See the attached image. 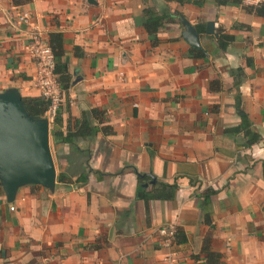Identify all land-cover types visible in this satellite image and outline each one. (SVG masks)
<instances>
[{
	"label": "crops",
	"instance_id": "obj_1",
	"mask_svg": "<svg viewBox=\"0 0 264 264\" xmlns=\"http://www.w3.org/2000/svg\"><path fill=\"white\" fill-rule=\"evenodd\" d=\"M215 1L0 0V91L41 95L33 27L47 41L60 33L61 130L83 119L97 128L72 143L50 133L53 192L25 185L7 202L0 186V264H264V16L243 7L253 0ZM148 4L213 21L233 40L220 50L204 30L196 58L180 23L167 22L152 46ZM244 115L255 142L232 129ZM167 225L176 236L163 247Z\"/></svg>",
	"mask_w": 264,
	"mask_h": 264
},
{
	"label": "water",
	"instance_id": "obj_2",
	"mask_svg": "<svg viewBox=\"0 0 264 264\" xmlns=\"http://www.w3.org/2000/svg\"><path fill=\"white\" fill-rule=\"evenodd\" d=\"M182 38L193 48H202L195 26L180 18ZM206 34L214 31L207 21ZM40 185L53 192L56 168L50 149V123L47 117L32 116L17 87L0 91V186L7 202H13L19 188Z\"/></svg>",
	"mask_w": 264,
	"mask_h": 264
},
{
	"label": "trees",
	"instance_id": "obj_3",
	"mask_svg": "<svg viewBox=\"0 0 264 264\" xmlns=\"http://www.w3.org/2000/svg\"><path fill=\"white\" fill-rule=\"evenodd\" d=\"M148 0H144L147 2ZM167 2H175L178 4L184 3H192L195 5H202L205 0H164ZM236 3V4H243V0H216V5H224L227 3ZM243 7L250 13H253L258 16H264V0H261L257 4L244 6ZM143 19H142V26L146 30L148 37L150 38V43L152 46H156L158 44V37L157 32L161 26H163L167 22H178L180 23V18L184 17V15L180 11H173L170 12L166 5H163L160 8H156L154 5H146L143 10ZM198 33H201L205 30L204 22L198 23L194 25ZM218 36L216 38V44L220 50H225L228 44L233 40V36L230 34H226L223 32L221 28H218ZM48 43L51 46L54 60H55V69L54 75L60 90L67 89L69 86V74L67 71L66 62H64V48H63V38L60 33H50L48 36ZM193 53V56L196 58H204L206 56V51L203 49L197 48H190ZM234 78V86L240 84L243 81V78L239 76L241 74V68H236L231 71ZM218 80L215 79L214 82ZM23 103L27 109V111L32 116L43 117L45 116L46 110L49 106L50 100L44 97L43 95L38 96H31V97H23ZM60 105V103H59ZM59 105L56 110V114L52 121V128H51V136L52 140L56 142H64V143H72L76 137L86 136V135H95L97 132L96 127H92L89 122L85 119L79 120V125L77 126L75 131H67L63 132L61 130L62 118L61 113L59 111ZM92 115L95 118L100 119L102 116V110L99 109H92ZM235 131H243L244 136L247 138V143L255 142L259 139V135L257 132H254L250 129V123L247 117L244 115L242 117V122L232 128ZM103 131L111 132V128L103 129ZM139 175V174H138ZM63 174L58 176L59 181H63ZM85 177H82V181ZM176 236V233H175ZM210 255H215L212 252H208ZM218 255V254H216ZM219 257V255H218ZM211 258V257H210Z\"/></svg>",
	"mask_w": 264,
	"mask_h": 264
},
{
	"label": "built area",
	"instance_id": "obj_4",
	"mask_svg": "<svg viewBox=\"0 0 264 264\" xmlns=\"http://www.w3.org/2000/svg\"><path fill=\"white\" fill-rule=\"evenodd\" d=\"M253 1L257 4L261 0ZM18 19L19 21L27 22L29 19V13H21L18 15ZM29 51L32 57L36 60L38 68L34 84L40 91V94L50 100L45 113V117L48 118L50 123L53 121L58 105L61 102V90L54 75L55 60L51 46L43 34V31L38 26L33 27ZM10 209H14V207L11 206ZM175 233L176 229L173 225L161 227L159 229V234L162 235L161 245L163 247H170L174 240ZM167 264L176 263L170 261L167 262Z\"/></svg>",
	"mask_w": 264,
	"mask_h": 264
},
{
	"label": "rangeland",
	"instance_id": "obj_5",
	"mask_svg": "<svg viewBox=\"0 0 264 264\" xmlns=\"http://www.w3.org/2000/svg\"><path fill=\"white\" fill-rule=\"evenodd\" d=\"M50 141H51V139H50Z\"/></svg>",
	"mask_w": 264,
	"mask_h": 264
}]
</instances>
